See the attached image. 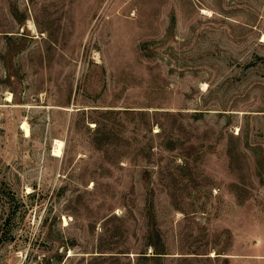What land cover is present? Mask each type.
<instances>
[{"label":"rangeland","instance_id":"374dc122","mask_svg":"<svg viewBox=\"0 0 264 264\" xmlns=\"http://www.w3.org/2000/svg\"><path fill=\"white\" fill-rule=\"evenodd\" d=\"M0 264H264V0H0Z\"/></svg>","mask_w":264,"mask_h":264},{"label":"bare ground","instance_id":"6f19581e","mask_svg":"<svg viewBox=\"0 0 264 264\" xmlns=\"http://www.w3.org/2000/svg\"><path fill=\"white\" fill-rule=\"evenodd\" d=\"M26 130V135H30L31 129L30 126L28 125L27 122H24L22 126ZM63 141L61 139H57L55 142V149L54 152L56 155H61L62 154V149H63Z\"/></svg>","mask_w":264,"mask_h":264}]
</instances>
